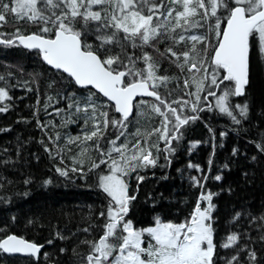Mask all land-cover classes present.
Masks as SVG:
<instances>
[{
  "label": "trees",
  "instance_id": "1",
  "mask_svg": "<svg viewBox=\"0 0 264 264\" xmlns=\"http://www.w3.org/2000/svg\"><path fill=\"white\" fill-rule=\"evenodd\" d=\"M155 2L160 3L159 0ZM0 3L15 6V0H0ZM165 4L174 9L172 17L183 10L181 4L170 0H165ZM167 8H161L160 12L166 15ZM143 14H148L146 9ZM163 20L164 16L159 19L154 16L153 25ZM196 20L204 27H190L187 31L176 28L175 32L168 33L161 29V36L152 41L151 46L143 48L156 65V75L168 78L166 84L157 81L159 87L155 90L169 103L179 99L193 101L194 97L188 95L196 91L192 79L195 76L197 81L202 80L204 68H207L209 78L213 71H217L218 77L223 75V71L216 70L211 62L212 45L218 43L208 29L214 18L205 23L196 16L190 18L189 23ZM181 25H184L183 20ZM42 26V23L6 13V21L0 23V33L39 32ZM174 26L175 19L169 18L166 27ZM223 28L224 24L221 31ZM44 35L51 36V33ZM180 35H184L185 40L175 43L174 39L178 40ZM191 35L209 37L211 44L207 45L206 56L202 51L205 44L197 43L196 52L192 51L195 42L188 39ZM88 42L95 45L91 36ZM252 43L249 85L242 97L229 98L230 107L250 99L247 117H241L239 110L232 108L240 120L237 124L221 113L215 106V97L207 96V91L211 89L217 96L221 95L223 85L217 88L205 80L200 101L203 111L192 113L190 108L183 109L184 115H197L198 119L181 127L182 135L179 140H172L171 147L175 151L171 153L167 151L165 141L153 132L161 127L163 120L148 106L157 103L155 98L139 99L148 102L146 105L136 103L137 110L139 107L146 111L145 117L138 123L132 118L128 120L125 136L116 140L118 131L113 128L112 120H118L119 115L110 102L91 88H78L69 76L49 68L36 50H25L18 44L1 45L0 87L8 91L9 99L0 101V107H8L6 112H0V240L16 234L41 244L43 249L39 258L8 255L0 250V264H86L85 258L92 249L83 241H98L103 235L101 226L106 222L111 201L100 187L99 177L109 172L110 160L103 153L112 148V140H116L117 147L127 142L131 148L135 140H140L142 147L157 145L152 149L156 165L137 167L133 171L144 179L140 181L137 177L129 182L128 194L135 199L130 201L124 221H131L136 230L154 226L158 220L174 224L188 222L202 192L209 191L215 205L213 264H228L229 261L231 264H264V240H261L264 236V152L257 147L264 146V55L256 53V42ZM167 48L176 52L180 59L177 61L166 52ZM184 52H189L190 61L193 57L205 59L200 72H189L187 65L178 66L184 64ZM133 53L142 55L139 48L129 46L127 54ZM197 66L201 67L199 63ZM137 67H145L143 61H137ZM185 80L189 81L187 86ZM255 85H258V96L254 92ZM89 97L96 103L97 111L93 113L89 108L87 112H78L76 106L83 109ZM172 106L181 111L176 104ZM101 111L108 113L107 129L103 127ZM97 120H101L102 135L98 133L97 137L85 141L84 134L95 130L93 126ZM137 129L140 136H135ZM224 130L227 132L225 139L221 137ZM76 137L80 139L76 140ZM73 140L74 143L70 142ZM112 158L119 159V155L113 152ZM101 159L105 163L93 168V163H99ZM58 168L67 170L68 176L60 175ZM73 168L78 170L73 172ZM217 175L221 176L219 181L215 179ZM191 177H196L200 183H194ZM26 180L30 182L25 183ZM49 180L51 183L46 184ZM101 212H105V216H101ZM117 233H120L119 228ZM232 234L238 236L237 242L222 247ZM145 237L151 240L149 235ZM250 251L256 253L255 262L249 259ZM118 254L119 251H114L109 261ZM233 256L237 259L232 260Z\"/></svg>",
  "mask_w": 264,
  "mask_h": 264
},
{
  "label": "snow or ice",
  "instance_id": "2",
  "mask_svg": "<svg viewBox=\"0 0 264 264\" xmlns=\"http://www.w3.org/2000/svg\"><path fill=\"white\" fill-rule=\"evenodd\" d=\"M170 2L182 5L183 10L176 12L175 17H172L174 9L167 8L165 0H160L159 4L155 3V0H15V6L11 3H0V23L6 21V13H14L18 18H27L34 23L43 24L39 33L24 35L17 30L12 38L0 39V44L11 47L18 43L29 50H37L49 65L70 74L76 84L92 85L109 101H113L115 111L121 115L120 120H112L113 128L118 131L116 140L125 136L127 122L133 114L134 101L140 105L148 104L147 101H137L136 98L154 97L157 103L148 106L163 117V120L161 127L153 129V132L157 134L158 139L165 141L167 151L171 153L175 151L171 147L172 140H179L182 135L181 127L198 119L197 115H184L183 109L190 108L192 113L203 111L200 101L205 80L217 88L223 85L222 94L218 97L215 91L211 89L207 91V96L216 97L215 106L221 113L230 116L237 124L240 120L233 114L232 108L238 109L241 117H247L248 104H236L230 107L229 98L244 95L249 85L250 57L254 47L252 42H256L258 51L264 50V0H170ZM96 6H99L98 10H94ZM161 8H167L166 15L160 12ZM145 9L147 15L143 14ZM154 16L157 19L164 16L163 22L154 26ZM196 16L205 23L214 18V23L208 24V29L214 33L218 43L212 45L214 54L211 62L216 70L223 71V75L218 77L217 71H213L209 78L208 70L204 68L202 80L197 81L195 76L192 79L196 91L188 95L194 97V100L179 99L169 103L155 90L159 87L157 81L166 84L168 78L156 75V65L151 62L152 57L144 52L143 48L145 45L151 46V42L161 36V29L168 33L175 32L176 28L187 31L190 27H204L200 20L189 23L190 18ZM169 18L175 19V26L171 29L166 27ZM181 20L184 21V25H181ZM222 24L225 27L221 31ZM48 33H51L50 37L44 35ZM89 36L94 39L95 45L88 42ZM188 39L195 42L192 47L193 52H196L197 43L205 44L206 47L202 51L206 56L207 45L211 44L207 35H191ZM184 40L185 36L180 35L178 40L174 39V42L179 43ZM129 46L139 48L142 55L135 56L134 53L128 55ZM166 52L176 57L177 61L180 59L171 48H167ZM182 55L184 64L178 66L183 68L187 65L189 72L193 70L200 72L206 62L205 59L197 60L195 57L190 61L189 52H184ZM196 55L199 56L200 53L197 52ZM137 61H143L145 67H137ZM198 63L201 65L200 68L197 67ZM188 83V80L184 81L185 86ZM170 95L171 92L168 93V96ZM207 96L204 97L205 100ZM5 99H9L8 91L0 87V101ZM173 104H176L181 111L178 112ZM161 106L164 107V111H161ZM89 108L93 113L97 111L96 103L91 97L88 98L83 109L79 105L76 106L78 112L81 110L87 112ZM7 110V106L0 107V112ZM57 111L59 112V109ZM100 117L104 129H107L108 113L101 111ZM100 123L101 120H97L93 126L95 130L90 134L87 132L84 134L85 141L92 140L101 133ZM39 126L43 127V125ZM140 135L137 129L135 136ZM79 139L80 137H76V140ZM116 140L110 141L112 148L103 153L110 160L109 174L99 177L100 187L111 197L106 222L101 226L103 235L98 241H83L92 249V253L85 258L86 264H105V262L108 264H213L216 244L213 239L214 230L209 222L214 208L211 203L213 199L211 192L201 197L208 202V206L203 210L197 206L195 214L188 222L172 224L157 221L155 227L136 230L131 221H124L129 211L128 205L135 199V196L128 194L125 177L129 170L135 171L137 167L155 166L156 159L152 158V149L157 145L142 147L140 140H135L131 148L128 147L127 142L117 147ZM70 142L74 143L75 140ZM257 147L264 152V146L257 145ZM113 152L119 155V159L112 158ZM129 152L132 154L129 155ZM233 152L235 153V149ZM103 163L105 161L101 159L99 163H93L92 167L98 168ZM189 167L198 166L189 165ZM77 170L72 169L73 172ZM57 171L62 176H68L67 170L58 168ZM143 179L144 177H138L140 181ZM190 179L196 184L200 183L196 177ZM203 179L206 180L207 177ZM215 179L219 181L221 176L217 175ZM29 182L25 181V183ZM100 215L105 216V212H101ZM236 215L238 217L239 213ZM144 232L149 233L155 241V244H150L148 248L142 247L141 238ZM227 240L228 243L221 245L222 247L234 245L238 236L232 234ZM261 240H264V236ZM41 247L15 235H8L0 240V250L8 254L36 255ZM114 251H119L120 254L109 261ZM145 253L147 259L143 258ZM236 259V256L232 257V260ZM249 259L255 262V251L249 252ZM228 264H231V261Z\"/></svg>",
  "mask_w": 264,
  "mask_h": 264
},
{
  "label": "rangeland",
  "instance_id": "3",
  "mask_svg": "<svg viewBox=\"0 0 264 264\" xmlns=\"http://www.w3.org/2000/svg\"><path fill=\"white\" fill-rule=\"evenodd\" d=\"M96 10H98L99 9V6H96ZM15 34V33H14ZM14 34H9V35H5V38L6 39H9V38H12L13 37V35ZM259 52H261L262 53V55H264V50H260V51H257L256 53H258L259 54ZM259 57V56H258ZM258 73V72H257ZM256 79H257V75H256ZM257 90H258V85H255V90H254V92L256 93V96H258V94H257ZM219 96V95H218ZM217 96V97H218ZM215 101H216V97H215V99H214ZM245 103H247L248 104V106H250V99L248 98L247 100H245L244 102H241L239 105H244ZM138 106V105H137ZM146 107V106H145ZM161 108H163V106H161ZM144 112H146L144 109H142V108H139L138 107V110L136 109L135 110V114L133 115V117H132V120H134L136 123H138L141 119H143V117H145V113ZM249 112V111H248ZM121 119V117H119V119L118 120H120ZM130 120V119H129ZM223 134V135H222ZM221 137L223 138V139H225L226 137H227V132L224 130V131H222L221 132ZM107 174H109V172H107V173H105L104 175H107ZM103 176V175H102ZM137 177H139V174H137V173H135V174H133V171H131V170H129V172H128V175L125 177V181H126V183L128 184V193H129V187H130V180H133V179H135V178H137ZM209 193V191H207V192H202V195H207ZM202 195H201V197H202ZM212 204H213V206H214V208H215V205H214V201H213V199H212V202H211ZM198 206L201 208V210H203V209H205L207 206H208V202L206 201V200H203V199H201L200 198V201H199V204H198ZM214 208H213V211L211 212V220L209 221L211 224H212V227H213V223H214ZM196 210V209H195ZM194 214H195V212H194ZM159 222H161V223H170V222H167V221H161V220H158ZM157 224V223H156ZM172 224H174V223H172ZM156 226V225H155ZM155 226H151V227H155ZM148 228H150V227H148ZM147 229V228H146ZM213 230H214V228H213ZM145 235H149L150 236V234L149 233H147V232H144V234H143V236H142V241H143V243H142V247H145V248H148L149 246H150V244H155V241H154V239L151 237V240H148V239H146V237H145ZM120 254V253H119ZM119 254L117 255V256H119ZM143 258L144 259H147V254L145 253V254H143ZM114 260V259H113Z\"/></svg>",
  "mask_w": 264,
  "mask_h": 264
},
{
  "label": "water",
  "instance_id": "4",
  "mask_svg": "<svg viewBox=\"0 0 264 264\" xmlns=\"http://www.w3.org/2000/svg\"><path fill=\"white\" fill-rule=\"evenodd\" d=\"M224 27H225V25H224ZM31 33H38V32H30V33H26V34H24V35H28V34H31ZM20 34H22V33H20ZM47 37H49V36H47ZM0 39H6V38H5L4 35H0ZM17 44H18V43H17ZM1 45H4V44H0V46H1ZM18 45H19V44H18ZM19 46L22 47V48L25 49V50H29V49L23 47L22 45H19ZM36 51H37V50H36ZM40 55H41V58H42L43 62H44L49 68H51L52 70H55V71H61V72H63L64 74H66L67 76H69V77L74 81L75 85H76L78 88H83V89H85V88H91V89H93L94 91H96L97 93H99L103 98H105L108 102H110V103L113 105V107H114V102H113V101H109L108 98H107V97H104L103 94L100 93L99 90L96 89L94 86H92V85L81 86V85L76 84L74 78L71 77L70 74L64 72L62 69H56V68H54V66L49 65V64L43 59V56H42L41 53H40ZM249 81H250V76H249ZM247 87H248V86H247ZM247 87H246V88H247ZM150 90H151V86H150ZM245 91H246V89H245ZM242 96H243V95H241V96H236V97H242ZM148 98H154V97L138 96L136 99L139 100V99H148ZM114 110H115V107H114ZM135 110H136V102L134 101L133 114L129 117V119H131V118L133 117V115L135 114ZM115 112H116V111H115ZM116 113H117V112H116ZM117 114L119 115V117H121V115H120L119 113H117ZM11 235H15V236H17V237H21V238L25 239L24 237L19 236V235H16V234H11ZM5 238H6V237H5ZM5 238H4V239H5ZM25 240H27V239H25ZM27 241H29V240H27ZM29 242H32V241H29ZM32 243H34V242H32ZM35 244H37V243H35ZM37 245H38V246H42L41 244H37ZM42 249H43V246L40 248V252H39L38 254H36V255H31V254H8V253H5V254H8V255H21V256H34L35 258H39Z\"/></svg>",
  "mask_w": 264,
  "mask_h": 264
},
{
  "label": "bare ground",
  "instance_id": "5",
  "mask_svg": "<svg viewBox=\"0 0 264 264\" xmlns=\"http://www.w3.org/2000/svg\"><path fill=\"white\" fill-rule=\"evenodd\" d=\"M160 1V0H159ZM155 3H157V2H155Z\"/></svg>",
  "mask_w": 264,
  "mask_h": 264
}]
</instances>
